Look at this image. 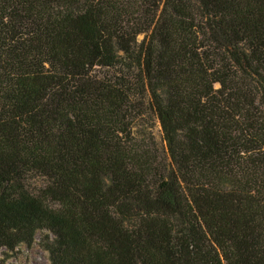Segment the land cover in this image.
Listing matches in <instances>:
<instances>
[{
    "label": "trees",
    "instance_id": "16d2710c",
    "mask_svg": "<svg viewBox=\"0 0 264 264\" xmlns=\"http://www.w3.org/2000/svg\"><path fill=\"white\" fill-rule=\"evenodd\" d=\"M39 233L50 264H264V0H0V253Z\"/></svg>",
    "mask_w": 264,
    "mask_h": 264
},
{
    "label": "rangeland",
    "instance_id": "374dc122",
    "mask_svg": "<svg viewBox=\"0 0 264 264\" xmlns=\"http://www.w3.org/2000/svg\"><path fill=\"white\" fill-rule=\"evenodd\" d=\"M154 134L159 139V126L156 124ZM42 234L39 233L31 248L25 245L19 247L15 253H8L2 250L0 253V260L5 264H50L48 252L41 247L40 238Z\"/></svg>",
    "mask_w": 264,
    "mask_h": 264
}]
</instances>
